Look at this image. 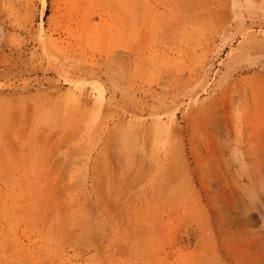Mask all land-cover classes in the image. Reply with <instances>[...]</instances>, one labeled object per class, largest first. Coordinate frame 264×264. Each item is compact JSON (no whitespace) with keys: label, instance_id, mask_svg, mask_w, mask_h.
Listing matches in <instances>:
<instances>
[{"label":"rangeland","instance_id":"obj_1","mask_svg":"<svg viewBox=\"0 0 264 264\" xmlns=\"http://www.w3.org/2000/svg\"><path fill=\"white\" fill-rule=\"evenodd\" d=\"M0 264H264V0H0Z\"/></svg>","mask_w":264,"mask_h":264},{"label":"bare ground","instance_id":"obj_2","mask_svg":"<svg viewBox=\"0 0 264 264\" xmlns=\"http://www.w3.org/2000/svg\"><path fill=\"white\" fill-rule=\"evenodd\" d=\"M76 145V144H75ZM74 145V146H75ZM76 147V146H75ZM73 148V147H72ZM74 149V148H73ZM174 149V148H173ZM173 149H172V151H173ZM171 151V150H170ZM170 167V166H169ZM175 175V174H174ZM148 177V176H147ZM145 180V179H144ZM118 187H119V184H118ZM148 188H149V186H148ZM111 199V198H110ZM236 221V220H235ZM234 224H236V223H234Z\"/></svg>","mask_w":264,"mask_h":264}]
</instances>
